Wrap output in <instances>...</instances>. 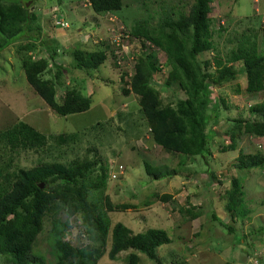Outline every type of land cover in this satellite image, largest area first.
Returning <instances> with one entry per match:
<instances>
[{
    "label": "rangeland",
    "instance_id": "rangeland-1",
    "mask_svg": "<svg viewBox=\"0 0 264 264\" xmlns=\"http://www.w3.org/2000/svg\"><path fill=\"white\" fill-rule=\"evenodd\" d=\"M28 1L26 5L35 17L30 29L0 51V132L23 121L46 135L73 132L77 135L61 145L51 139L49 148L39 152L9 151L0 143V169L8 164L10 168L30 167L41 160L64 162L84 157L106 165L103 193L91 192V196H98L103 207L101 196H108L112 206H106L110 225L120 221L134 232L159 228L171 238L169 244L157 247V261L141 253L139 264H264V163L253 168L236 166L240 153L264 157V136L236 134L232 129L234 119L255 117L249 107L264 102V90L247 92L242 63L225 59L243 35L254 33L258 49L264 54V0H211L205 6L211 18L213 48L199 54L200 61H206L209 71L214 72L215 58L219 56L223 65L231 64L238 71L234 79L210 87L211 97L220 101L215 109L209 108L206 130L211 140L206 160L168 152L156 145L151 140L138 96L129 90L133 66L142 50L140 41L131 34L135 23L146 20L149 28L156 27L170 12L173 16L178 11L187 14L194 0H122L120 10L105 13L94 12L87 0ZM53 4L60 8L67 28L54 27L45 12ZM36 26L40 28L38 34ZM145 47L146 52L156 57L158 69L153 72L152 86L163 104L185 97L177 84L165 83L170 69L165 53L147 41ZM53 49L55 59L63 67L56 100L61 99L67 87H75L89 97L87 110L65 116L55 113L25 79L21 67L24 51L38 59L48 58ZM75 49L102 50L107 58L97 69H79L72 56ZM55 71L56 66L51 64L44 77L53 79ZM230 133H234V145L226 148ZM145 162L158 168L163 176L155 179L148 174ZM119 164L124 167L122 174L110 179V172ZM170 169H176L177 173L166 174ZM232 179L237 184L235 196L240 200L235 211L228 212L225 206L232 194L228 196L233 188ZM164 194L171 197L162 199ZM120 204L129 207L115 208ZM238 211L245 215L234 213ZM64 217L62 214L61 219ZM70 221L72 227L66 239L72 245L94 242L83 230L79 218ZM108 249L109 243L97 264L112 261ZM33 251L43 255L46 264H54L47 219ZM127 253H119L115 262L125 264ZM0 264L12 263L0 255Z\"/></svg>",
    "mask_w": 264,
    "mask_h": 264
},
{
    "label": "trees",
    "instance_id": "trees-1",
    "mask_svg": "<svg viewBox=\"0 0 264 264\" xmlns=\"http://www.w3.org/2000/svg\"><path fill=\"white\" fill-rule=\"evenodd\" d=\"M21 1L0 0V51L25 36L31 21L35 20L26 5L28 0ZM210 1L194 0L187 14L178 11L173 16L170 12L153 28L148 27L149 22L146 20L136 22L131 34L140 41L142 50L136 57L129 80V90L138 96L151 140L168 152L201 156L204 160L210 155L208 144L211 139L206 130L210 120L209 108L215 109L220 101L219 98L211 97L210 87L234 79L238 72L231 64L223 65L219 56L215 58L214 72L209 71L206 61L201 62L199 59V54L213 48L211 18L205 10ZM87 2L96 13L118 11L122 7V0ZM37 30L38 34L40 28ZM254 35H243L237 46L225 57L229 62L242 63V72L246 78L245 90L250 93L264 90V54L259 51ZM146 41L165 53L170 67L165 83L167 86L177 84L185 97L178 98L174 103L163 104L160 94L152 86L153 72L158 67L155 55L145 51ZM55 54L56 50L53 49L48 58L35 59L29 56L28 51H24L21 67L25 79L55 113L65 116L87 110L90 106L89 97L75 87H67L61 99L56 100V86L61 84L63 67L55 59ZM72 56L75 67L86 70L97 69L107 58L106 52L102 50L75 49ZM51 64L56 66L53 79L45 78L44 73ZM249 108L255 117L234 119L232 129L236 134L264 136V102ZM217 117L214 114V119ZM76 135V132L46 135L18 121L0 132V143L9 151L39 152L49 148L48 142L51 139L61 145ZM234 141V133H230L226 148H232ZM263 163L264 157L258 153H240L236 166L253 168ZM9 166L0 169V255L12 264H46L45 257L33 251L45 219L49 221L50 247L55 253L54 264H97L108 243V255L112 261L103 264H117L115 260L123 251H128L124 257L125 264H139L141 253L157 261V247L171 242L163 229L148 228L134 232L120 221L110 225L106 206H112L108 196H101L104 207L98 201V196H91V192L102 195L107 181L106 165L96 160L84 157L82 160L64 162L41 160L30 167ZM145 168L155 179L163 176L158 168L148 162H145ZM171 173H177L176 169L166 172ZM231 182L233 188L227 192L228 196L232 194L225 206L228 212L235 211L233 209L240 200L234 192L237 185L235 179ZM40 183H44L43 188L39 187ZM237 191L240 195L239 188ZM170 197V194L161 196L165 200ZM127 207L128 204H120L115 208ZM234 213L245 215L239 211ZM62 214H65L64 219H61ZM73 217L79 218L83 230L94 242L74 246L66 239Z\"/></svg>",
    "mask_w": 264,
    "mask_h": 264
},
{
    "label": "built area",
    "instance_id": "built-area-1",
    "mask_svg": "<svg viewBox=\"0 0 264 264\" xmlns=\"http://www.w3.org/2000/svg\"><path fill=\"white\" fill-rule=\"evenodd\" d=\"M50 15V20L52 21L54 27L58 28H67L69 25L67 21L64 19L63 15L60 12V8L58 5H51L47 8V11ZM123 165L119 164L116 166L114 171L110 172V179H116L118 174H122L123 172Z\"/></svg>",
    "mask_w": 264,
    "mask_h": 264
},
{
    "label": "water",
    "instance_id": "water-1",
    "mask_svg": "<svg viewBox=\"0 0 264 264\" xmlns=\"http://www.w3.org/2000/svg\"><path fill=\"white\" fill-rule=\"evenodd\" d=\"M28 4V3H27ZM39 187L43 188L44 187V183H40Z\"/></svg>",
    "mask_w": 264,
    "mask_h": 264
},
{
    "label": "crops",
    "instance_id": "crops-1",
    "mask_svg": "<svg viewBox=\"0 0 264 264\" xmlns=\"http://www.w3.org/2000/svg\"><path fill=\"white\" fill-rule=\"evenodd\" d=\"M28 3H29V1H28Z\"/></svg>",
    "mask_w": 264,
    "mask_h": 264
}]
</instances>
